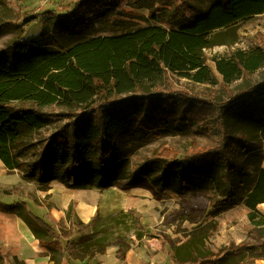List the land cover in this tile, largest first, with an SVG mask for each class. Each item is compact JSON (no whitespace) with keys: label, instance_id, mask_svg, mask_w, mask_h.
I'll list each match as a JSON object with an SVG mask.
<instances>
[{"label":"trees","instance_id":"obj_1","mask_svg":"<svg viewBox=\"0 0 264 264\" xmlns=\"http://www.w3.org/2000/svg\"><path fill=\"white\" fill-rule=\"evenodd\" d=\"M125 0H77L64 14H49L53 30L25 38L23 26H8L20 34L0 52V161L8 171L22 170L24 179L48 185L57 181L73 189L106 190L123 175L126 162L115 136L131 131L146 139L158 138L161 131L192 127L204 135L221 133L223 142L201 148L191 143L182 160L164 164L165 181L176 179L183 187L203 189L212 185L221 199L212 208H229L244 201L255 229L264 226L258 206L264 204V160L251 134L264 140V81L231 95L222 105L203 98L162 87L170 73L208 81L209 68L203 52L211 46L210 36L241 21L264 13V0H213L207 10L196 0H134L130 10ZM160 4L159 7L156 5ZM149 9L156 25L132 27L131 20L145 18L133 9ZM92 20L122 34L92 37L66 47L56 38L63 22L66 34L80 35L90 30ZM7 24H0V37ZM48 40L49 42H45ZM264 64V49L248 58L236 56L217 69L226 82L240 79ZM161 82V83H160ZM61 107L64 113H45L44 108ZM55 121H65L41 147L39 158L24 165L14 150L29 134ZM236 126L239 132H233ZM230 140V141H228ZM161 154L169 155L163 148ZM244 154L256 162L255 175L246 173L235 158ZM25 202L0 204V210L16 213L30 227L55 264L84 261L94 247L113 239L125 222L128 231L137 228L131 212L101 218L89 224L72 219L68 228L57 223L51 213L44 218L25 211ZM253 229L252 242L230 244L217 252L199 248L203 238H190L178 246L171 264H259L264 261V238ZM81 233L79 243L70 239ZM91 230L92 238L85 233ZM0 264H3L0 258ZM16 264H25L17 261Z\"/></svg>","mask_w":264,"mask_h":264},{"label":"rangeland","instance_id":"obj_2","mask_svg":"<svg viewBox=\"0 0 264 264\" xmlns=\"http://www.w3.org/2000/svg\"><path fill=\"white\" fill-rule=\"evenodd\" d=\"M134 0H125L124 9L130 10ZM77 0H0V24H7V33L0 37V52L20 38V34L9 32L8 26H23L24 37L38 35L42 30H53V21L49 14H64L72 10ZM213 0H196L195 4L205 10L210 8ZM157 7L160 4L156 5ZM133 12L144 17V20H131L132 27L144 28L156 25L149 19V9H133ZM93 32L88 30L80 35L66 34V24L57 23L60 30L56 38L63 46L70 47L84 39L92 37H110L122 34V30L112 31L104 24L91 21ZM211 46L204 50L203 57L208 66V81L199 82L194 77L170 73L164 80L162 87L175 92H183L203 98H214L222 105L229 102L230 96L246 88L254 87L264 81V64L261 68L248 74H242L240 79L226 82L217 67L222 62L234 60L236 56L248 58L260 49H264V13L241 21L229 28L219 30L210 36ZM45 42H49L46 40ZM161 83V82H160ZM45 113L52 111L64 113L61 107L44 108ZM65 124V121H55L51 125L28 135L19 144V150H14L24 165L31 164L39 158L41 147L46 144L53 133ZM233 132H239L233 127ZM262 154L264 159V140L258 134L249 136ZM224 140L221 133L204 135L192 127L169 129L161 131L158 138L146 139L136 136L131 131H124L115 136L117 147L126 162L123 175L112 189L123 190L129 196L127 205L122 210L129 211L138 221L136 230L128 231L125 222L118 227L115 242L120 252L131 251L135 262L138 259L142 264H171L170 258L176 248L190 238H203L199 248L205 252H217L230 244L252 242L250 232L255 229L248 216V209L244 201H237L229 208L215 210L212 202L220 200L221 196L212 185L200 189L199 187H183L176 179L165 181L163 178L164 164L173 160H182L187 155L193 141L198 142L201 148L220 145ZM230 141V140H228ZM163 148L169 149V155L161 154ZM235 162L246 173L255 175L254 168L258 163L249 162L246 155L241 154ZM264 168V160L260 161ZM21 170L8 171L0 162V203L8 204L13 201H24L30 205L36 214L47 217V214L56 206L58 209L65 203L71 188L62 183L52 182L41 185L36 181L24 179ZM132 187L129 191L127 188ZM73 192V191H72ZM92 202L100 205L105 191L90 189L78 191ZM71 207L77 204L79 195L74 194ZM17 201V202H18ZM70 208V207H69ZM68 208V209H69ZM259 218H264V204L258 206ZM68 211V210H67ZM66 211V213H67ZM66 218L57 224H64L68 228ZM72 219H75L72 211ZM56 229V230H57ZM264 238V226L255 229ZM90 239L91 233H85ZM81 233L77 230L71 240L79 241ZM91 258L105 252V248L92 249ZM120 257H123L121 255ZM99 259V258H98ZM259 264H264L260 261Z\"/></svg>","mask_w":264,"mask_h":264},{"label":"crops","instance_id":"obj_3","mask_svg":"<svg viewBox=\"0 0 264 264\" xmlns=\"http://www.w3.org/2000/svg\"><path fill=\"white\" fill-rule=\"evenodd\" d=\"M112 188L114 187L102 190L105 191V193L103 202L100 205L92 202V198H86L81 193L78 194V191H84L83 189L71 188V190L69 191L70 196L74 197V194L79 195L78 197H75L77 198L75 200H77L78 202L73 208L75 218L79 219L84 224H89L97 215L104 219L109 216L117 215L121 212H129L122 210L123 208H112L109 206V202L111 200L122 201L128 199L129 197L126 196L123 190L121 191ZM127 189L128 190L126 191H129L133 188L128 187ZM72 197L66 199L65 203L58 209L57 216L55 215L54 211L56 210V206H53V208L50 210L49 213L52 214L57 223L62 221V219H65V217L67 216L66 211L72 203ZM17 201L9 202L8 204H0L5 206H13ZM27 210L36 214L34 211H32L30 205L26 204L25 211ZM40 217L44 218L48 223H52L48 218L43 216ZM89 231L91 233V230ZM115 236L105 245L94 247L96 249L105 248V252L103 254L89 259L91 257L90 255V257L84 261L76 260L72 263L65 259L62 264H142L140 263L141 261L139 259L138 262H135L133 260L131 251L120 252V248L116 245H113V242H115L116 239ZM90 238H92V234ZM71 239V242L76 244L79 243V241L74 242ZM121 255H123V257H120ZM0 258L2 259L3 264H16L17 261L24 262L25 264H55L53 261H51V258L48 255V249L41 246L40 241L35 237L34 233L27 225V223L16 213L2 210H0Z\"/></svg>","mask_w":264,"mask_h":264},{"label":"bare ground","instance_id":"obj_4","mask_svg":"<svg viewBox=\"0 0 264 264\" xmlns=\"http://www.w3.org/2000/svg\"><path fill=\"white\" fill-rule=\"evenodd\" d=\"M127 205V200H122V201H113L111 200L109 202V206L112 208H123Z\"/></svg>","mask_w":264,"mask_h":264}]
</instances>
